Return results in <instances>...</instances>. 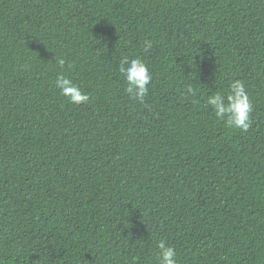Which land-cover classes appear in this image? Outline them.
Wrapping results in <instances>:
<instances>
[{
	"label": "trees",
	"instance_id": "16d2710c",
	"mask_svg": "<svg viewBox=\"0 0 264 264\" xmlns=\"http://www.w3.org/2000/svg\"><path fill=\"white\" fill-rule=\"evenodd\" d=\"M235 79L247 132L206 105ZM161 239L177 264H264V0H0V264H158Z\"/></svg>",
	"mask_w": 264,
	"mask_h": 264
},
{
	"label": "clouds",
	"instance_id": "9594fccd",
	"mask_svg": "<svg viewBox=\"0 0 264 264\" xmlns=\"http://www.w3.org/2000/svg\"><path fill=\"white\" fill-rule=\"evenodd\" d=\"M142 47L145 52H151L153 43L151 40H145ZM56 63L63 69L66 61L63 58H56ZM119 73L124 80V91L128 96L134 101L144 103L152 81L148 65L139 57L125 56L119 61ZM53 85L59 94L73 105H82L90 99L89 95L63 72L57 74ZM183 93L186 99L197 95L191 83L184 87ZM206 105L211 108L215 117L230 129L247 132L251 127L250 115L253 112V105L242 80L231 81L227 91L212 92L206 97ZM157 249L158 264H177V252L173 246L161 239L157 243Z\"/></svg>",
	"mask_w": 264,
	"mask_h": 264
}]
</instances>
